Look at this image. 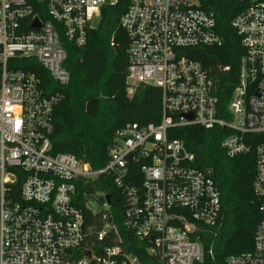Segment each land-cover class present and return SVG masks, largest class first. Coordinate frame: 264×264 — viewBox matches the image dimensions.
<instances>
[{
  "label": "built area",
  "instance_id": "built-area-1",
  "mask_svg": "<svg viewBox=\"0 0 264 264\" xmlns=\"http://www.w3.org/2000/svg\"><path fill=\"white\" fill-rule=\"evenodd\" d=\"M234 1L243 5L231 27L244 54L223 112L216 78L182 54L222 44L214 16L198 0H128L119 20L128 38L127 93L158 89L160 121L118 129L105 166L94 170L72 155L51 153V116L61 95L46 96L34 75L7 62L34 59L66 85L65 44L82 47L101 7L118 0H0V264H141L118 245L109 195L97 193L84 204L93 206L98 227L85 223L76 185L103 176L119 191L123 227L150 244L158 264H201L200 234L219 224L220 194L212 169L193 167L184 143L169 138L170 130L186 127L221 131L227 158L254 153L259 221L252 250L226 264H264V0ZM135 164L141 165L138 186L129 177Z\"/></svg>",
  "mask_w": 264,
  "mask_h": 264
},
{
  "label": "trees",
  "instance_id": "trees-1",
  "mask_svg": "<svg viewBox=\"0 0 264 264\" xmlns=\"http://www.w3.org/2000/svg\"><path fill=\"white\" fill-rule=\"evenodd\" d=\"M127 5L128 0H118L114 6L101 7L98 22L87 32L85 44L82 47L65 44L67 59L63 66L69 74L66 85L54 82L34 59L7 62L9 69L34 75L46 96L61 95L51 116V153L72 155L94 170L105 166L118 129L127 123L147 125L160 121L158 89L137 86L131 95L127 93L128 38L119 26ZM198 7L214 16L215 31L222 44L186 49L182 54L216 78V94L224 112L244 54L241 38L231 27L232 19L242 11L243 5L234 0H198ZM225 67L228 71L222 72L220 68ZM222 136L221 131H205L199 127L172 129L169 133L170 139L182 141L193 154V167L212 169V180L220 194L219 224L200 234L204 251L201 264H226L228 257L250 252L259 221L258 201L252 191L254 153L227 158L220 148ZM140 166L130 165L129 177L134 178L135 186L142 180ZM21 182L19 179L16 187ZM97 193L110 196L109 213L121 239L118 245L132 252L141 264H158L149 252L150 244L138 241L123 227L120 194L108 177L76 185V197L86 225L98 227V217L84 207ZM92 237L89 236L88 243ZM74 257L79 258L80 252H75Z\"/></svg>",
  "mask_w": 264,
  "mask_h": 264
},
{
  "label": "water",
  "instance_id": "water-1",
  "mask_svg": "<svg viewBox=\"0 0 264 264\" xmlns=\"http://www.w3.org/2000/svg\"><path fill=\"white\" fill-rule=\"evenodd\" d=\"M35 27H37V24L36 25H34ZM190 118V117H189ZM98 196H100V194L98 195ZM105 201H106V203L108 204V205H110V196H105ZM89 208H90V210H93V206L92 205H89ZM85 255H88V253H85Z\"/></svg>",
  "mask_w": 264,
  "mask_h": 264
},
{
  "label": "rangeland",
  "instance_id": "rangeland-1",
  "mask_svg": "<svg viewBox=\"0 0 264 264\" xmlns=\"http://www.w3.org/2000/svg\"><path fill=\"white\" fill-rule=\"evenodd\" d=\"M95 24V22H94ZM96 206V211L99 212L101 210V208L98 206V205H95Z\"/></svg>",
  "mask_w": 264,
  "mask_h": 264
}]
</instances>
